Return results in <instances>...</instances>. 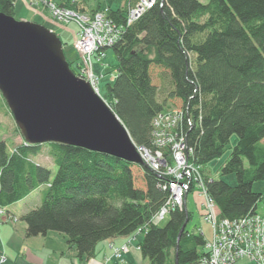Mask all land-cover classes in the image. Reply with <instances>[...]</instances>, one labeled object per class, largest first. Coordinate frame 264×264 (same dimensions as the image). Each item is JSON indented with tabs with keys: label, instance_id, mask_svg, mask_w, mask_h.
<instances>
[{
	"label": "trees",
	"instance_id": "1",
	"mask_svg": "<svg viewBox=\"0 0 264 264\" xmlns=\"http://www.w3.org/2000/svg\"><path fill=\"white\" fill-rule=\"evenodd\" d=\"M15 2L0 0V12L13 17ZM83 2L63 0L59 7L81 12ZM126 14L127 7L106 11L123 27L109 49L117 65L106 104L136 146L150 147L153 119L174 102L183 114L178 129L202 174L235 135L219 172L234 174L236 185L214 179L204 182L206 193L218 220L257 215L258 205L264 206V192L252 189L264 181V0H157L130 26ZM156 76L167 90L157 87ZM44 147L54 174L34 161ZM167 181L145 165L74 146L9 149L0 142V209L42 188L40 205L20 217L25 237L61 234L80 261L92 259L98 243L145 227L139 250L149 264H200L205 239L186 228L181 233L189 212L175 209L163 227L149 224L168 198Z\"/></svg>",
	"mask_w": 264,
	"mask_h": 264
},
{
	"label": "water",
	"instance_id": "2",
	"mask_svg": "<svg viewBox=\"0 0 264 264\" xmlns=\"http://www.w3.org/2000/svg\"><path fill=\"white\" fill-rule=\"evenodd\" d=\"M0 94L24 143L74 146L142 165L121 121L70 69L60 38L1 12Z\"/></svg>",
	"mask_w": 264,
	"mask_h": 264
},
{
	"label": "built area",
	"instance_id": "3",
	"mask_svg": "<svg viewBox=\"0 0 264 264\" xmlns=\"http://www.w3.org/2000/svg\"><path fill=\"white\" fill-rule=\"evenodd\" d=\"M81 0H72L75 5ZM100 1V0H99ZM138 2L133 7L128 5V12L125 19L126 26H130L138 20L141 15L148 9L157 4V0H137ZM107 10H99L92 14L65 9L54 8V12L61 15L60 19L65 23H75L78 27L74 36V48L79 56L77 74L86 83L90 85L96 95L99 96V91L96 88L95 74L93 72L95 63L103 62L106 59V50L111 49L123 31L122 26H118L106 16ZM106 69V67H103ZM115 73L110 74V79L113 80ZM182 112L179 110L159 114L153 120V138L154 144H171L173 143L177 149L176 162L180 166L172 168L176 176L173 175L167 186L168 198L160 209L156 220H161L171 211L182 208V202L190 187L200 185L204 201L207 204L208 210L214 214L216 210L213 201L209 198L204 187L203 178L199 166L188 161L191 160L192 150L186 147L184 136L179 131L178 126L182 122ZM178 142V144L176 143ZM143 155V152H142ZM143 158L144 155H143ZM192 161V160H191ZM191 163V164H190ZM158 166H155V170ZM160 168H164L160 165ZM176 169V170H175ZM167 175V174H166ZM168 176V175H167ZM203 208V207H202ZM0 226L2 221L17 222V218L8 213L4 209H0ZM214 229V239L211 240L208 256L204 257L201 264H232L238 259H244L254 264H264V218L258 215H251L243 219L228 221L219 220L217 222L214 215L213 219H207ZM142 231V227L138 228ZM118 256L121 255L120 249L115 251ZM5 262L4 257H0V264ZM91 264V263H88Z\"/></svg>",
	"mask_w": 264,
	"mask_h": 264
},
{
	"label": "rangeland",
	"instance_id": "4",
	"mask_svg": "<svg viewBox=\"0 0 264 264\" xmlns=\"http://www.w3.org/2000/svg\"><path fill=\"white\" fill-rule=\"evenodd\" d=\"M61 1L63 0H16L15 15L13 16V18L18 22H28V23L40 25L42 27H45L49 31L53 32L56 36H58L63 44V52H64L66 60L70 63L71 70L78 74L79 73V69H78L79 56L76 52V49L74 48V36H73V34L77 32L78 27L76 26L75 23L63 22L60 19L61 15L54 12V8H60L59 5ZM68 1H72V0H68ZM81 1H88V0H81ZM96 1H99V0H96ZM121 1L122 0H104V2L111 8L118 7ZM198 1L201 4H207L209 0H198ZM137 2L138 1L136 0H135V3L131 1V4L129 2L128 5H131L134 7ZM105 3L102 4V6H104ZM75 5H77V3H75ZM127 9H128V6H127ZM116 65H117V61L115 59V56L112 50H109V49H107L106 51V59L102 63L99 62V63H95L94 65V70H93L94 74L97 76H101L100 82H99V96L103 100L106 99V96H107V91H106L107 86L112 84L111 79H110V74L115 73L114 69ZM103 67H106V69H103ZM75 76L78 77V75L76 74ZM155 78L157 81V87L160 88V90H162L164 86V88L166 89L167 84L161 86L159 82V78L157 76ZM163 94L164 93H161L159 91V98L161 100L164 96ZM2 100L4 101V99L2 98L0 94V142H5L6 146L9 149H12L14 146H19L21 144H24V140L22 138V135L19 129L14 123V120L10 114V111L6 103H5L6 105L5 106ZM178 109L179 108L177 107L176 104H174V102H169L167 104L166 109L159 114L173 112ZM159 114H157L155 118ZM152 129H153V124H152ZM236 141H237V137L235 135L232 136V138L230 139V144L226 152L220 158L210 162L206 166V170H204L203 174L201 173L202 178H203V183L216 179V180H221L230 186L236 185V177L234 174L220 176V172H219L222 164L228 159L231 149L236 144ZM176 143L178 144V142ZM132 144L135 147L136 152L138 153L142 161V165H145L149 169L155 171L156 173H159L168 178V181L165 184L167 186L169 181L172 179L173 175L176 176L174 171L171 172V170H173L172 168L180 167L176 162L178 151L175 147V143H173V148L171 144H164V145L158 144V146H156L154 144L153 130H151L150 147L136 146L133 142ZM142 152L145 158H143ZM34 161H36L37 163H40L41 166L43 167H46V168L49 167L53 174L56 173V169L52 166L53 165L52 161L48 157V148L44 147L42 151L40 152L39 156L36 157ZM188 161L192 163L191 160L188 159ZM160 165H163L164 168H160ZM155 166H158L157 167L158 170H155L156 169ZM200 172H201V168H200ZM193 185L195 187L193 188L190 187V190H188L182 202V208H183L182 210H185V212H189L191 214V219L186 224V231L193 233L195 235L201 234L203 236V238L205 239V243H206L205 245L206 255L204 257H209L210 255L208 256V251H207L209 249V246L207 245L209 244V242L211 243L212 239H214V229L212 225L208 223L207 219L209 217V219L212 220L215 215L217 222H219L218 213L217 211H215L214 214H211L209 212L207 204L204 201L205 199L202 194V187L200 189L201 184L196 185L193 183ZM252 189H253V192L255 193L264 192V181L254 183ZM40 201H41V192L34 193V195L29 197V199H27L24 203H18L16 205L11 206L9 211L12 212L17 217V219H19L17 223L23 225L24 223L20 221V217L25 211L24 207H27V208L35 207V206L38 207L40 205ZM162 206L159 208L157 213L150 219L149 224L151 226L163 227L168 222V219H169L168 216L170 212L166 214L165 217L162 218L161 220H156V217L158 213L160 212V209L162 208ZM256 214L264 218V206L262 203L258 205ZM248 216H245L244 218ZM0 222H1V219H0ZM10 224L13 225V224H16V222H10ZM144 233H145V227L144 228L142 227V231L137 229V231L133 233L131 236L125 237L128 240L120 248H114L110 244L109 247L113 250V253H114L113 256L115 258H120L123 253H128L131 244L134 243L133 245L135 246L137 242L142 241ZM50 236L51 237L53 236L52 238H54L52 241V244L54 247H60V245L61 246L63 245V242L61 241L62 240L61 238L63 235L55 233V232H50ZM36 241H40L42 243L43 239L39 238ZM116 249L118 250L120 249L121 255L119 254L118 256V254L115 252ZM243 260L244 259H238L232 264H236L237 262L243 261ZM244 261L247 262L248 264H254L252 262H248L247 260H244ZM115 262L117 261L114 260V263Z\"/></svg>",
	"mask_w": 264,
	"mask_h": 264
},
{
	"label": "crops",
	"instance_id": "5",
	"mask_svg": "<svg viewBox=\"0 0 264 264\" xmlns=\"http://www.w3.org/2000/svg\"><path fill=\"white\" fill-rule=\"evenodd\" d=\"M130 1L131 0H122L118 7L111 8L104 2V0H101L100 2L88 0L81 4L80 10L86 14H92L98 11V9H110L115 11L124 7L126 8ZM104 3L105 5L102 6ZM35 163L41 165L36 161ZM41 190L42 188L35 190L19 203H24L27 199H29V197L34 195V193H40ZM35 207H24L25 211L23 214ZM8 210H10V207ZM24 230V224L21 225L16 222V224L11 225L10 222L2 221L0 226V257L5 258V262L2 264H149V262L144 260L141 256L138 247L141 243L140 241L137 242L135 246L133 245L134 243L131 244L129 252L123 253L120 258H115L113 256V250L109 247V245L111 244L114 248H120L127 242V238L120 237L100 242L96 245L94 257L86 262L80 261L77 258L75 248L70 247L67 244L64 236H62V238L59 236L62 239L61 241L63 242V245H60V247H54L52 244L54 238H52L53 236H50V233H48L45 237L39 236L26 238ZM39 238L43 239L42 243L40 241H36ZM114 260L117 262L114 263ZM236 264L248 263L243 260L237 262Z\"/></svg>",
	"mask_w": 264,
	"mask_h": 264
},
{
	"label": "bare ground",
	"instance_id": "6",
	"mask_svg": "<svg viewBox=\"0 0 264 264\" xmlns=\"http://www.w3.org/2000/svg\"><path fill=\"white\" fill-rule=\"evenodd\" d=\"M115 75H116V73H115ZM100 78H101V76H97V75H95L96 88H97L98 91H99V82H100ZM81 79H82V78H81ZM114 79H115V77H114ZM114 79L111 80V82L114 81ZM82 80H83V79H82Z\"/></svg>",
	"mask_w": 264,
	"mask_h": 264
}]
</instances>
